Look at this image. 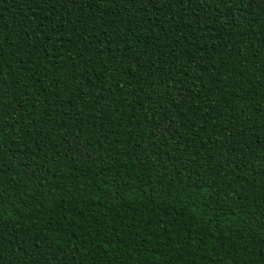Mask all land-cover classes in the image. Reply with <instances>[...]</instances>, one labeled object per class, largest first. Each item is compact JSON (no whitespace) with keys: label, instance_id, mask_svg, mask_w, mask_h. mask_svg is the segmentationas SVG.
Here are the masks:
<instances>
[{"label":"trees","instance_id":"16d2710c","mask_svg":"<svg viewBox=\"0 0 264 264\" xmlns=\"http://www.w3.org/2000/svg\"><path fill=\"white\" fill-rule=\"evenodd\" d=\"M0 165V264H264V0H0Z\"/></svg>","mask_w":264,"mask_h":264},{"label":"snow or ice","instance_id":"6c2138e0","mask_svg":"<svg viewBox=\"0 0 264 264\" xmlns=\"http://www.w3.org/2000/svg\"><path fill=\"white\" fill-rule=\"evenodd\" d=\"M0 167H2V165H0ZM0 195H2V193H0ZM195 195V193H193V192H190L189 193V196H194ZM3 207V205H2V203H0V208H2Z\"/></svg>","mask_w":264,"mask_h":264}]
</instances>
